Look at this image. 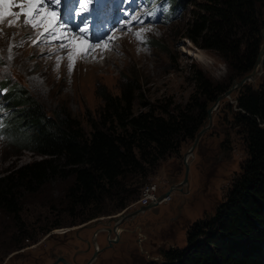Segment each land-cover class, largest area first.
Returning a JSON list of instances; mask_svg holds the SVG:
<instances>
[{
    "label": "rangeland",
    "instance_id": "rangeland-1",
    "mask_svg": "<svg viewBox=\"0 0 264 264\" xmlns=\"http://www.w3.org/2000/svg\"><path fill=\"white\" fill-rule=\"evenodd\" d=\"M6 2L14 5L20 0ZM203 2L205 0H195L184 10L171 14L167 10L168 1L152 6L145 5L143 0L114 2L116 7L124 4L127 8L125 11L120 9V14H127V21L119 16L124 30L112 36L114 39L110 45H114L106 52L93 61L77 62L71 70L66 61L42 59L43 56L50 57L63 41L50 40L45 34L33 44L42 29L35 33L30 25L24 23L22 14L14 16L15 22L11 25L5 19L0 25V85L6 80L10 85L19 84L34 101L43 105L48 114L67 109L86 128L88 118L95 117L102 105L101 94H119L122 84L128 79H136L140 88L136 104H184L194 90V72L197 69H201L213 83L228 86V89L241 77L234 75L217 52L201 49L185 37L189 20L193 13L201 10ZM10 9L9 13L20 11L16 7ZM260 19L263 30V8H260ZM141 28L147 31L142 33L143 39H137L134 33ZM9 55L13 57L11 60L7 59ZM64 55L61 53L59 56L62 59ZM262 78L261 65L251 80L219 101L211 112L210 123L207 119L204 121L207 129L189 157L186 156L189 183L181 189L176 187L169 198L158 205L122 222L125 230L119 226V232L122 231L120 239L117 238L111 246L105 243L104 234H99L101 247L90 264H147L149 261H161L163 250L185 245L190 224L214 213L233 179L242 171L247 149L245 135L234 121L236 98L245 87L257 89ZM8 104L0 94V176L40 158L22 149L3 133L1 119L7 118L8 112L4 108ZM193 141L183 143L177 155L166 156L150 175L147 183L156 184L158 195L168 190L172 183L182 181L184 154ZM69 184L70 180H53L36 193L23 194L22 217L33 239H23L19 247L13 246L12 236L17 233L12 221L0 212V264H50L55 256L60 255L67 261L77 255L76 263L84 264L92 255L90 241L93 230L100 225L108 227L113 223L110 220L120 218V213L138 208L136 200L125 209L85 222L77 220L71 223L63 216L60 226L45 230L57 219V210H62L63 191ZM141 255L144 261L138 260Z\"/></svg>",
    "mask_w": 264,
    "mask_h": 264
},
{
    "label": "trees",
    "instance_id": "trees-1",
    "mask_svg": "<svg viewBox=\"0 0 264 264\" xmlns=\"http://www.w3.org/2000/svg\"><path fill=\"white\" fill-rule=\"evenodd\" d=\"M171 12L195 0H168ZM264 0H205L193 13L185 37L201 49L217 52L236 77L250 72L260 44ZM257 89L245 87L236 98V125L245 135L247 159L214 213L192 222L183 247L162 251L161 261L147 264H264V58ZM194 90L184 104H136L140 88L128 79L119 94H101L102 105L87 128L67 109L48 114L42 104L7 80L3 133L40 158L0 176V212L12 221L13 246L33 239L22 217L24 193H36L53 180H70L62 210L44 229L62 224V217L85 222L135 202L168 155H177L193 140L207 117V108L228 86L215 84L201 69L194 72ZM67 110V111H66ZM54 207V206H53ZM52 207V208H53Z\"/></svg>",
    "mask_w": 264,
    "mask_h": 264
},
{
    "label": "snow or ice",
    "instance_id": "snow-or-ice-1",
    "mask_svg": "<svg viewBox=\"0 0 264 264\" xmlns=\"http://www.w3.org/2000/svg\"><path fill=\"white\" fill-rule=\"evenodd\" d=\"M61 5V0H20L19 3L10 4L6 2V0H0V20L3 19L4 15H13L18 17L19 15H23L25 17L24 23L30 25L33 29H42L37 36L36 39L32 41L33 44L37 42V40L45 37L47 34V38L50 40H59L63 41L60 44L61 48H68L70 51L68 52V68L71 70L74 66L75 59L78 56H87L90 51L94 49H107L110 45V42L114 39V37L109 36L107 40H105L102 36H96L93 34L90 39H99L101 43L93 44L89 42V39H85L88 36V26L85 24L84 27L79 28V34L81 38L77 40L75 36H69L67 34L71 29L66 28V21H62L60 12L51 10L52 7L59 8ZM11 6H15L19 8L20 11L18 13H9V8ZM83 0H81V8H85ZM134 19H138L135 18ZM13 21H9L11 25ZM147 31L146 29L137 30L134 35L137 39H143L142 33ZM13 57L9 55L7 57L8 60H11ZM59 59V58H58ZM2 60V58H0ZM0 94H2V90H0Z\"/></svg>",
    "mask_w": 264,
    "mask_h": 264
},
{
    "label": "water",
    "instance_id": "water-1",
    "mask_svg": "<svg viewBox=\"0 0 264 264\" xmlns=\"http://www.w3.org/2000/svg\"><path fill=\"white\" fill-rule=\"evenodd\" d=\"M264 29H261V38L263 39L262 43L260 44V48L255 60V63L253 65V68L250 72H248L247 74L243 75L238 81H234L232 86L230 88H228L227 90H225L222 94L218 95L217 98L215 99V101L211 104V106H209L207 108V117L206 119L209 120L210 123V118H211V112L212 110L218 105L219 101L224 98V97H228L230 95V93L235 89V88H240L241 86H243L248 80H251L255 74H256V70L258 67H261L262 63H263V58H264ZM207 129L206 126L202 125V127L200 128V130L196 133L194 141L192 146L187 150V152H185L184 154V161H185V170H184V175H183V179L181 182H179L178 184H174L172 183V185L170 186V188L168 190H166L165 192L159 194L156 198V200L154 202L149 203L148 205L145 206H140L139 208H137L136 210L132 211V212H126V213H120V218H114L112 221L114 222V225L111 227H107L105 229V231L107 232V240L109 242V246L112 245L113 241L115 242V240H112L109 238L110 233H112V231L115 230L116 232V236L118 238L119 233L118 231H116L117 229V225L121 224L122 222H124L125 220L137 215L138 213L145 211L147 209H150L156 205H158L160 202H162L165 198H169V195L171 194V192L173 190L176 189V187L178 188H182L184 185H187L189 183L188 181V175H189V166L186 162V158L185 155L187 153H191L194 149V147L196 146V143L198 142V139L201 137V135L204 133V131ZM114 232V233H115ZM98 254V250H95L93 252V254L91 255V257L89 258V260L85 263V264H90L95 258L96 255ZM62 261L64 264H69L68 262H66L64 259L62 258H58L57 260H55L54 262L50 263V264H58V262Z\"/></svg>",
    "mask_w": 264,
    "mask_h": 264
},
{
    "label": "bare ground",
    "instance_id": "bare-ground-1",
    "mask_svg": "<svg viewBox=\"0 0 264 264\" xmlns=\"http://www.w3.org/2000/svg\"><path fill=\"white\" fill-rule=\"evenodd\" d=\"M11 7H15V6H11ZM9 10H11L10 8H9ZM8 10V11H9ZM13 10V9H12ZM7 17H9V18H7ZM5 19H6V21L9 23V21L11 20V21H14L15 22V17L12 15V16H10V15H4V17H3V19L2 20H0V25H2L3 23H4V21H5ZM34 30V32L36 33V32H38L40 29L39 28H37V29H33ZM24 34H26V32L24 33ZM23 34V35H24ZM112 45H114V44H112ZM112 45H110L109 47H112ZM34 46V45H33ZM32 49H33V47H32ZM35 49V48H34ZM109 48H107V49H103V50H101V49H94V50H92V51H90L89 52V54L87 55V56H78V57H76V59H75V63H74V65H76L77 64V62L78 63H82V62H90V61H93V60H95L100 54H102V53H104V52H106L107 50H108ZM70 51V49H68V50H64V49H62L61 47H57V49L55 50V51H53L52 52V54H51V56L50 57H46V56H43L42 57V59H48V60H51V59H53V58H55V59H57L58 60V62L60 61V60H62V62H64V61H66V63H68V52ZM65 54L64 56H63V58L61 59V56H59L60 54ZM59 58V59H58ZM55 59H53V60H55ZM62 62H61V64H62ZM96 67V66H95ZM97 69V68H96ZM260 70V67H258L257 68V70H256V73H258V71ZM191 154V153H190ZM189 155V153H187L186 155H185V158H186V156H188ZM189 157V156H188ZM187 157V158H188ZM187 161V160H186ZM167 198H165L164 200H166ZM163 200V201H164Z\"/></svg>",
    "mask_w": 264,
    "mask_h": 264
},
{
    "label": "flooded vegetation",
    "instance_id": "flooded-vegetation-1",
    "mask_svg": "<svg viewBox=\"0 0 264 264\" xmlns=\"http://www.w3.org/2000/svg\"><path fill=\"white\" fill-rule=\"evenodd\" d=\"M140 206H138V208H139ZM92 220V219H91ZM110 221H112V220H110ZM114 225V222L109 226V227H111V226H113ZM119 226L121 227L120 229L122 230V231H124L125 230V228L121 225V224H118L117 225V229L119 228ZM107 227L105 226V225H100L98 228H96V229H94L92 232V236H91V244H92V254H93V252L95 251V242H96V245H97V247H98V249H96V250H99L100 249V247H101V244L98 242V236H99V234H104V240H105V243L106 244H109V242L107 241V232L105 231V229H106ZM137 228H139L138 226H137ZM122 231L119 233V236H118V238L121 236V233H122ZM115 230L114 231H112V233H110V236L112 237V238H115ZM118 232H119V230H118ZM94 234H95V236H94ZM116 239V241L115 242H117V238H115ZM114 239V240H115ZM120 239V238H119ZM87 241H88V238H87ZM114 242V241H113ZM88 243V247L90 248V244H89V242H87ZM76 252H80V250L79 249H76ZM85 252H87V250H85ZM91 257V256H90ZM58 258H62V259H64L66 262H68L69 264H77L76 263V259H77V255H74L73 256V259H69L68 261H67V258L66 257H63V256H61L60 255V257H58V256H55V260H57ZM54 260V261H55ZM138 260H140V261H144L143 260V256L141 255L140 257H139V259ZM138 260H137V263H138ZM87 262V261H86ZM85 262V263H86ZM64 264L62 261H60L59 260V262H58V264ZM84 263V264H85ZM139 264V263H138Z\"/></svg>",
    "mask_w": 264,
    "mask_h": 264
},
{
    "label": "built area",
    "instance_id": "built-area-1",
    "mask_svg": "<svg viewBox=\"0 0 264 264\" xmlns=\"http://www.w3.org/2000/svg\"><path fill=\"white\" fill-rule=\"evenodd\" d=\"M157 186L154 183H147L144 186H142L141 190H140V194L139 197L137 199V205L138 206H145L148 205L149 203H151L152 201L156 200L157 198ZM116 231H118V229H116ZM120 233V232H118ZM95 236V234H94ZM115 238H117L116 236V232H115ZM108 238V237H107ZM110 239L114 240L115 238H112L111 236H109ZM108 241V240H107ZM95 249H98L96 242H95Z\"/></svg>",
    "mask_w": 264,
    "mask_h": 264
}]
</instances>
